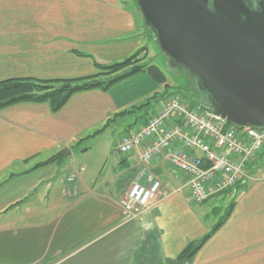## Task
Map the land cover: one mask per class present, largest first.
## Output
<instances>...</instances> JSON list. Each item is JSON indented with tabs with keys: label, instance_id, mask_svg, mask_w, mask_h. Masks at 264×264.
Returning <instances> with one entry per match:
<instances>
[{
	"label": "crops",
	"instance_id": "crops-1",
	"mask_svg": "<svg viewBox=\"0 0 264 264\" xmlns=\"http://www.w3.org/2000/svg\"><path fill=\"white\" fill-rule=\"evenodd\" d=\"M138 19L132 3L121 0H0V81L92 75L88 56L120 62L149 41ZM139 76L134 78L145 87L135 90L128 103L158 94L156 88L147 93L149 82ZM112 88L77 93L56 113L46 103L0 111V196L8 192L0 199V255L20 251L24 243L31 255L27 264H178L184 248L217 223L219 209L196 208L186 176L163 156L149 164L141 162L139 151L116 159L120 171L111 182L120 188L115 194L88 189L62 169V152L70 157L75 145L128 110ZM148 117L135 119L124 133ZM58 154L62 159L54 162ZM250 172L253 181L236 187L228 218L188 264H264V153ZM133 181L141 186L158 181L160 191L148 213L126 220L120 203ZM53 192L59 203L48 202ZM58 205L64 209L54 215Z\"/></svg>",
	"mask_w": 264,
	"mask_h": 264
},
{
	"label": "water",
	"instance_id": "water-1",
	"mask_svg": "<svg viewBox=\"0 0 264 264\" xmlns=\"http://www.w3.org/2000/svg\"><path fill=\"white\" fill-rule=\"evenodd\" d=\"M134 1L160 54L197 81L216 117L239 129H264V5Z\"/></svg>",
	"mask_w": 264,
	"mask_h": 264
},
{
	"label": "built area",
	"instance_id": "built-area-1",
	"mask_svg": "<svg viewBox=\"0 0 264 264\" xmlns=\"http://www.w3.org/2000/svg\"><path fill=\"white\" fill-rule=\"evenodd\" d=\"M201 111L180 97H168L142 126L120 138L115 152L127 156L139 151L144 164L163 156L168 166L186 176L193 203L232 197L237 186L253 181L250 169L264 153V129H239L212 110ZM159 191L158 181L132 183L120 203L123 217L148 213Z\"/></svg>",
	"mask_w": 264,
	"mask_h": 264
},
{
	"label": "rangeland",
	"instance_id": "rangeland-1",
	"mask_svg": "<svg viewBox=\"0 0 264 264\" xmlns=\"http://www.w3.org/2000/svg\"><path fill=\"white\" fill-rule=\"evenodd\" d=\"M126 1L132 3V7L135 8L133 0H121V2ZM138 20L140 23H142L140 18ZM147 34L146 35L148 36L149 41H144L143 43V46H146L148 49L146 53V62L157 66L163 73H165L167 77V88L164 89L162 85L155 84L146 74H139V77H144V79L149 82L150 88H146L147 93L149 90L152 91V88H156V92H158L157 98L152 101L150 107L147 109L145 108L139 113L137 112L135 114H130L129 116H125L120 119L116 118L115 121L112 122L104 131L97 133V135L94 137H92L93 135H91V138H88L85 141L81 142L80 145H75L74 148L70 150V157H63L62 169L66 168L67 171L74 173L75 175H72V177L74 179L78 178V180H82L86 185V188L88 189L96 187L99 188L100 191H103V193L111 191L112 194H115L119 190L120 187L115 185L113 186V183L111 182L112 179L115 178L120 171V169L116 168V159L119 160L121 158V155L115 152L118 141L126 133H124V131L127 126L133 125L135 119L138 120L137 122H140L145 118V116L150 115V113L152 114L155 101L159 99V96L164 91L167 93V95L177 94V97L190 100V102H193L194 98L195 101L198 99L199 101L203 102L204 100L205 102L203 103L208 104V102H206L208 101V98L204 94V92L200 90L197 81L195 79H190L184 73L179 72L169 60L165 59L160 54L157 45L152 39L153 36H151L148 32ZM100 63L109 64L103 62ZM92 67L93 71L95 72L94 66ZM139 79L140 78L133 77L129 78V80H125L118 84H115L110 90L111 94L114 97L119 98L120 101L128 103L130 100H132L133 97L130 95L132 93H135V90H137L140 86L145 87V84H143V82H141V80ZM145 98L148 97H142L138 101H134V103H128L127 109L129 110L132 104L134 106H139L143 103V100ZM201 112H203V110ZM66 152L68 153V151ZM131 184L129 185L128 189H126L127 191L129 190ZM7 194L8 192L4 193L2 196H0V199H4ZM124 195L122 198H124ZM29 197L33 196L29 195ZM233 197L235 196H229L226 202L224 200H215L213 202L196 204L191 200L190 201L196 208L198 207L200 211H206L210 213L212 211V207L218 208V212L222 217L225 213V210L227 209L228 204L233 200ZM49 201L50 203H59L60 197H57L56 192H53L52 196L50 195V198L48 199V202ZM26 209L27 208H24V210ZM63 209L64 208L62 206L58 205L57 207H55L53 214H58ZM23 216L28 217V211L27 213H25L24 211ZM46 217V215L41 216L42 219H46ZM25 224H27L28 226L29 221L26 220ZM41 243L42 242L40 240L38 241V243H36L38 244V250L40 249ZM22 247V250L18 252H9L4 256L0 255V264H27V262L29 261L28 258L31 255H29V253L24 250V243Z\"/></svg>",
	"mask_w": 264,
	"mask_h": 264
},
{
	"label": "trees",
	"instance_id": "trees-1",
	"mask_svg": "<svg viewBox=\"0 0 264 264\" xmlns=\"http://www.w3.org/2000/svg\"><path fill=\"white\" fill-rule=\"evenodd\" d=\"M133 3L135 5L134 0ZM134 9L142 21L141 25L144 32H146V34L148 32L151 36H153V38H151L154 40L153 32L144 25L136 5ZM147 50V47L144 46L130 57L120 62H114L109 64H102L100 63V61L88 56V58L91 59L92 65L95 68V72L89 76L59 80L11 79L0 81V111L20 104L46 103L49 106L51 112L56 113L66 104V102L73 95L77 93L91 90L107 92L115 84L128 80L129 78L139 74H146L155 84L165 85L166 89L167 77L165 73H163L157 66L146 62ZM176 95L177 94L167 95V93L164 91L159 96V98H161V101H163L168 97ZM156 98L157 95L155 94L145 100L139 106H133L129 110L114 115L113 117H111V119L107 120L104 126L96 133H94L92 137L96 136L97 133H100L106 128H108V126L112 122H114L116 118H119L120 116L124 115L129 116L130 114H135L137 112L143 111L145 108H149L152 101ZM183 100L187 101L191 108L195 109L198 108L200 110H205L212 106V103L209 98L208 101H206L208 102V104L203 103L205 102L204 100L203 102L199 101L198 99L195 101L194 98L193 102H190V100L186 99ZM147 119L148 118H146V120ZM88 138L90 137H87L84 140ZM61 159L62 157L58 154L52 160H54V162H58V160ZM234 199L235 198L233 197V200L228 204L224 215L219 218V220L209 233H207L201 239L189 243L184 248V250L179 254L177 258L178 264H188L191 259L196 255V253L201 249V247L205 244V242L211 237V235L214 234V232H216L222 226V224L228 218L229 214L231 213L234 207Z\"/></svg>",
	"mask_w": 264,
	"mask_h": 264
},
{
	"label": "flooded vegetation",
	"instance_id": "flooded-vegetation-1",
	"mask_svg": "<svg viewBox=\"0 0 264 264\" xmlns=\"http://www.w3.org/2000/svg\"><path fill=\"white\" fill-rule=\"evenodd\" d=\"M245 2L253 10H257L259 5H264V0H245Z\"/></svg>",
	"mask_w": 264,
	"mask_h": 264
}]
</instances>
